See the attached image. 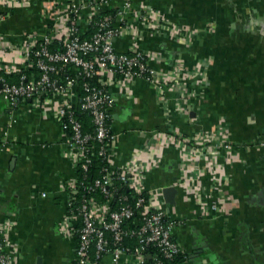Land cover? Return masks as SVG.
<instances>
[{
  "label": "crops",
  "instance_id": "obj_1",
  "mask_svg": "<svg viewBox=\"0 0 264 264\" xmlns=\"http://www.w3.org/2000/svg\"><path fill=\"white\" fill-rule=\"evenodd\" d=\"M87 1L10 7L0 0L3 71L27 70L24 45L44 35L65 38L67 6ZM101 10L114 12L112 26L120 30L114 51L138 47L166 76L160 94L144 79L103 84L113 99L112 168L136 165L132 174L139 171L151 196L177 190L174 205L163 200L162 207L177 222L173 238L186 264H264V147L255 142L264 137V0H108ZM63 100L57 90L12 109L0 98V222H11V264L73 263L75 239L61 230L64 189L75 174L57 119ZM222 129L232 156L217 144L205 160L192 141ZM98 264H111V256ZM121 264L130 263L121 257Z\"/></svg>",
  "mask_w": 264,
  "mask_h": 264
},
{
  "label": "built area",
  "instance_id": "obj_2",
  "mask_svg": "<svg viewBox=\"0 0 264 264\" xmlns=\"http://www.w3.org/2000/svg\"><path fill=\"white\" fill-rule=\"evenodd\" d=\"M4 1L10 7L20 2V0ZM107 2L108 0H92L69 4L66 11V22L70 18L72 25H66L63 50L56 52L49 50L48 47L52 39L50 35H44L39 40L33 41L32 45H24L21 50L23 65L26 69H37L40 72V77L37 82L21 78L19 84H9L0 78V98L10 108L15 109L21 102L38 97L39 94L47 95L57 90L62 91L64 100L59 107L57 119L64 142L75 162V171L78 163H82V168L86 169L91 157L96 154L106 156L110 163V167L104 171L105 174L95 180L88 190L90 193L98 191L103 194L107 199L106 202L99 203L93 198H89L75 203L73 197L77 193V176L75 174L64 189L65 206L61 230L68 238L75 239L76 246L72 264H98L97 260L92 261L90 258L92 249L96 259L110 255L111 264H121V257L128 259L130 264H149L148 261L151 257L147 254L146 248L150 245L156 247L161 256L170 262L174 256L184 253V251L173 238L177 222L162 207L163 196L149 195V192L144 188L145 180L137 173L139 171L132 174L136 165H127L123 169L112 168V162L116 157L115 135L112 132L111 123L108 126L106 124L108 120H111L110 109L113 104L111 95L101 89L90 88L85 83L83 89L86 91V95L78 100L75 83L72 79H66L61 87L52 80V75L59 70L58 66L60 68L72 66L85 79L99 75L102 84L107 83L108 79H117L124 83L144 79L155 88L157 94L163 92L166 76L148 66L145 52L138 47L124 54L114 51L112 41L120 34V30L109 24L108 17L104 18L99 30L91 37L88 39L80 37L77 28L82 12L90 11L84 22L87 25L95 11H100V8ZM124 7L130 9L131 4L126 2ZM37 43L39 44L36 47ZM3 70L7 69L0 58V72L5 74ZM175 74L178 76L177 72ZM60 83L62 82L60 81ZM72 97L77 98V104L82 111H86L92 116L95 127L92 136L83 134L80 123L72 118L71 114L69 116L70 127L62 123L63 117L67 114L66 111L73 106L70 101ZM68 128L72 132L70 137L65 135ZM222 131L223 129L214 134H196L192 143L195 146H201V157L205 160L210 159L206 150L213 151L217 144L228 149V156H232L233 147L230 146L227 139L219 137L223 133ZM255 142L257 146L264 147V137L255 140ZM96 144H98V150H96ZM113 180L119 181L138 195L133 206L124 205L117 211L111 210L110 201L113 198V193L109 191V187L112 186ZM192 180L195 182V179ZM143 193L148 194V199L142 196ZM41 196L44 197L45 194ZM205 199L207 207L212 212H217V203L211 198V195L206 194ZM136 212L139 217L138 221H134L135 229L125 231L122 228V222L132 219ZM10 226L11 222L8 219L0 222V264H11L10 258L5 252L7 245L5 232ZM106 233L109 234L110 239ZM127 236L135 237L137 246L133 251L118 248V245ZM152 264H163V262L154 259Z\"/></svg>",
  "mask_w": 264,
  "mask_h": 264
},
{
  "label": "trees",
  "instance_id": "obj_3",
  "mask_svg": "<svg viewBox=\"0 0 264 264\" xmlns=\"http://www.w3.org/2000/svg\"><path fill=\"white\" fill-rule=\"evenodd\" d=\"M108 17L109 18V24H112L113 19H114V12H103L101 11H95V13L90 17L89 22L87 25H83L82 27H78V33L80 34V37L82 39H88L91 37L94 33H96L99 28L100 24L103 22L104 18ZM66 25L70 26L72 25V19L66 22ZM63 42H64V37L60 38H53L51 39V43L49 45V50L51 52H56V51H62L63 50ZM39 43L36 44V47ZM58 71L57 73L52 75V80L55 81L57 85L63 86L62 84L65 83L66 79H72L75 83V92L77 94L78 100L81 99L86 95V91L83 89V85L87 83L90 88H95V89H101L105 93H109L105 86H103L101 82V77L99 75H95L92 78H83L81 75L78 74L76 69L72 66H67L64 68H60L58 66ZM40 77V72L37 69H20L17 70L15 73L11 74H4L0 72V78H2L5 82L9 84H19L21 82V78H24L27 81H38ZM60 81L62 83H60ZM39 100H43L45 97L44 95L39 94ZM26 101V100H25ZM22 103V102H21ZM20 103V104H21ZM66 115L63 117L62 123L64 125H68L70 127V114L71 117L76 119L80 125H81V130L83 134L85 135H93L95 131V127L92 122V116L86 112L82 111L78 104L73 105L69 110L66 111ZM111 120L107 121V126L110 125ZM65 135L70 137L72 135V132L70 128H68L65 131ZM108 142V139L106 140ZM106 143V142H105ZM96 150H98V144H96ZM110 167V163L107 159L106 156H100L98 154L94 155L91 157L90 163L87 165L86 169L82 168V163H78L76 166V171L75 175L77 176V193L73 195L75 203H79L83 199H89L93 198L95 201L99 203L106 202L107 199L104 198L103 194L99 193L98 191L90 193L88 190L90 187H92L93 183L95 180L100 179L104 174L105 170ZM109 191L113 193V198L110 201V207L111 210L117 211L121 206L124 205H129L133 206L135 201L137 200L138 195L132 190L129 189L128 187L122 185L119 181L113 180L112 186L109 187ZM142 196L145 199H148V194L143 193ZM125 198V199H123ZM139 214L138 212L135 213L134 217L129 220H125L122 222V228L125 231H132L134 230V221H138ZM80 221V219H78ZM107 237L110 239L109 234H107ZM136 240L135 237L133 236H127L125 237L122 242L118 245V248H125L128 249L129 251H133L136 248ZM146 252L148 255H150L151 259H149V264H152L154 259H159L160 261L163 262V264H186L188 260V256L185 253L178 254L172 258L170 262L168 260L166 261L162 256L159 250L154 247V246H148L146 248ZM90 258L92 261H96L99 263L100 259L95 258V252L92 249L90 253Z\"/></svg>",
  "mask_w": 264,
  "mask_h": 264
},
{
  "label": "water",
  "instance_id": "obj_4",
  "mask_svg": "<svg viewBox=\"0 0 264 264\" xmlns=\"http://www.w3.org/2000/svg\"><path fill=\"white\" fill-rule=\"evenodd\" d=\"M176 194H177V190L172 186L165 187L162 190L163 200L166 204H169V205H174V198Z\"/></svg>",
  "mask_w": 264,
  "mask_h": 264
}]
</instances>
